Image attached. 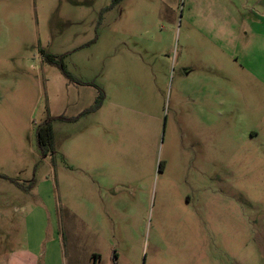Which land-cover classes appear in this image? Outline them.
Returning a JSON list of instances; mask_svg holds the SVG:
<instances>
[{"label": "rangeland", "instance_id": "1", "mask_svg": "<svg viewBox=\"0 0 264 264\" xmlns=\"http://www.w3.org/2000/svg\"><path fill=\"white\" fill-rule=\"evenodd\" d=\"M207 1L0 0V264H264V0Z\"/></svg>", "mask_w": 264, "mask_h": 264}, {"label": "crops", "instance_id": "2", "mask_svg": "<svg viewBox=\"0 0 264 264\" xmlns=\"http://www.w3.org/2000/svg\"><path fill=\"white\" fill-rule=\"evenodd\" d=\"M210 3L202 2L200 3V9L198 11L195 10L193 3H191L189 7V14H191L192 17L196 16L199 17L200 20L204 21H234V20H240L243 17H240V13L237 9L232 8L230 6H225L224 3L219 2L218 0H209ZM259 4L264 7V3L261 1ZM248 29V28H247ZM222 30H226L225 28ZM228 31V30H226ZM250 31L251 35L254 34L252 29H248V32ZM227 35H231L232 32L229 31L226 33ZM260 35V34H259ZM94 262H96V259L94 258Z\"/></svg>", "mask_w": 264, "mask_h": 264}, {"label": "trees", "instance_id": "3", "mask_svg": "<svg viewBox=\"0 0 264 264\" xmlns=\"http://www.w3.org/2000/svg\"><path fill=\"white\" fill-rule=\"evenodd\" d=\"M114 1H117V0H114ZM47 59L50 60V57L47 56ZM51 63H54V62H51ZM60 69L65 74V72L61 68V66H60ZM65 75H66L67 78L72 80L67 74H65ZM103 99H104L103 92L99 91L98 97L96 98V100H95L94 104L92 105V107L89 110H87V112H94V111L98 110L100 108L102 102H103ZM38 142H39L40 147H42V148L47 147L48 145H50V128H49L48 123H45L44 127L41 128L38 131Z\"/></svg>", "mask_w": 264, "mask_h": 264}]
</instances>
